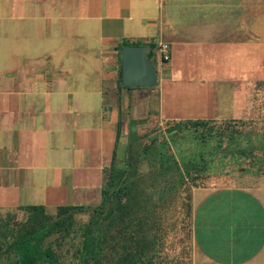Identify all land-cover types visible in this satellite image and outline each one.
<instances>
[{"label":"crops","instance_id":"0c3cea01","mask_svg":"<svg viewBox=\"0 0 264 264\" xmlns=\"http://www.w3.org/2000/svg\"><path fill=\"white\" fill-rule=\"evenodd\" d=\"M123 44L148 45L154 85L120 83ZM263 84L264 0H0V212L97 205L135 125L244 119ZM190 200L191 264H264V186Z\"/></svg>","mask_w":264,"mask_h":264},{"label":"rangeland","instance_id":"374dc122","mask_svg":"<svg viewBox=\"0 0 264 264\" xmlns=\"http://www.w3.org/2000/svg\"><path fill=\"white\" fill-rule=\"evenodd\" d=\"M193 121L154 120L135 125L123 143L118 142L105 171L107 191H116L133 177L140 199L146 200V234L151 239L142 264L192 263L190 198L194 187L232 185L258 190L264 186V84L257 107L246 118ZM115 171L119 175L110 181ZM128 194L120 195L121 203ZM109 198L103 207L73 214V229L57 248L65 264L76 259L82 225L95 216L104 218L107 205H114V196Z\"/></svg>","mask_w":264,"mask_h":264},{"label":"trees","instance_id":"16d2710c","mask_svg":"<svg viewBox=\"0 0 264 264\" xmlns=\"http://www.w3.org/2000/svg\"><path fill=\"white\" fill-rule=\"evenodd\" d=\"M132 169L135 170V163ZM118 175L115 171L110 181ZM105 180L97 205H57L51 211L43 204H25L22 208L27 214L23 220L15 219L9 212L0 215V264H65L57 248L73 229V214L103 207L111 194L114 205H107L104 218L95 216L82 225L76 259L68 264H142L151 239V234H146L149 222L145 216L146 200L140 199L133 177L112 192L104 186ZM126 193H129L127 201L121 203L120 195Z\"/></svg>","mask_w":264,"mask_h":264},{"label":"water","instance_id":"95a60500","mask_svg":"<svg viewBox=\"0 0 264 264\" xmlns=\"http://www.w3.org/2000/svg\"><path fill=\"white\" fill-rule=\"evenodd\" d=\"M144 44H124L120 47V83L124 86L156 83V68Z\"/></svg>","mask_w":264,"mask_h":264},{"label":"built area","instance_id":"2783aa9c","mask_svg":"<svg viewBox=\"0 0 264 264\" xmlns=\"http://www.w3.org/2000/svg\"><path fill=\"white\" fill-rule=\"evenodd\" d=\"M152 53L154 61L160 63L165 62L169 59L168 44L163 40H157L152 45Z\"/></svg>","mask_w":264,"mask_h":264}]
</instances>
